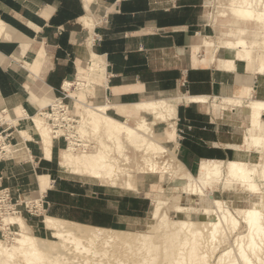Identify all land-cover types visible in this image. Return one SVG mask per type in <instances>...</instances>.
<instances>
[{"label": "crops", "instance_id": "crops-1", "mask_svg": "<svg viewBox=\"0 0 264 264\" xmlns=\"http://www.w3.org/2000/svg\"><path fill=\"white\" fill-rule=\"evenodd\" d=\"M207 2L0 0V116L19 117L16 130H30L32 136L17 144L10 141L13 150L0 158L3 185L14 194H39V176L47 175L51 186L40 198L45 214L105 228L144 219L151 208L144 194L154 192L152 181L139 180L138 190L129 191L65 172L58 163L60 139L53 159L44 158L27 117L63 97L72 88L67 89L69 83L85 84L91 75L102 85L78 92L75 88L66 94L69 106L80 92L87 105L107 103L126 113L133 104L177 95L264 100V74H254L243 62L234 70L224 68L220 56L210 61L199 44L198 38L213 37L215 28ZM108 112L124 119L115 108ZM243 112L233 107L219 113L211 104L187 100L177 105L173 131L181 127L183 135L176 140L175 154L188 172L197 174L204 160L260 159L247 147L248 118ZM14 126H7L13 139ZM33 227L40 229L38 222ZM41 228L46 231L45 223Z\"/></svg>", "mask_w": 264, "mask_h": 264}, {"label": "bare ground", "instance_id": "bare-ground-1", "mask_svg": "<svg viewBox=\"0 0 264 264\" xmlns=\"http://www.w3.org/2000/svg\"><path fill=\"white\" fill-rule=\"evenodd\" d=\"M210 4L211 2L206 6ZM219 15L223 18L230 16L223 34L217 35L216 40H213V37L198 38L199 44L208 53V59L214 60L216 48H219L229 55L223 67L234 70L237 68V62H243L252 66L254 74H264V0H228ZM96 69V65H93L92 70ZM77 84L81 85L82 82ZM72 85L74 83H69L67 89ZM207 98L208 96L204 95H177L173 98L143 101L133 104L129 113L107 103L85 105V113L79 114V130L89 137L93 132L101 134L99 145L96 150L90 152L79 150L77 144L70 141L69 145L59 152L58 163L62 170L79 176L88 175L98 180L101 185L122 187L129 191L138 190L142 174L147 181L153 182V187L157 185L165 190L163 184L166 180L157 183L160 180V171H166L170 172L172 178L189 183L180 187L181 194H178L182 199L178 194L165 197L164 191L156 193L149 219L156 220L157 227L149 233H141L139 236L135 234V241L132 234L138 233L135 231L91 228L85 224L47 215L45 228L56 239L50 241L34 234L23 216L9 214L0 220V229L7 230L13 225L17 231L11 242L0 238V264H79L81 261V264H131L129 257L133 256L134 264H155L156 252L164 243V257L158 264H212L209 248L212 254L218 255L216 264H264V184L258 183V179L264 177V100L246 99L240 95L224 96L219 102L213 101L212 106L219 113L224 109L236 107L247 114L245 139L247 147L256 151L260 159L262 158L258 162L204 160L198 173L194 175L188 172L168 146L157 143V133L155 128L151 127L155 125V119L174 122L177 105L182 101L203 104ZM82 106L83 104H80V107ZM111 108H115L124 119L110 115L108 111ZM41 112H44V109L27 118L34 131V126L38 129L43 157L52 160L57 137L53 135L52 128L45 120L48 115ZM133 113L140 115V118L133 119ZM9 117L15 122L19 121V117H11L10 114L7 119H10ZM20 134L23 140L27 141L30 130H21ZM129 147H133L136 152L133 158L127 154ZM7 149L12 151L11 146ZM92 149L93 145L90 147V150ZM154 151H159L164 156L161 162L152 155ZM168 178L170 177L165 179ZM41 179L43 191L47 185L44 183L45 177ZM239 182L242 186L237 185ZM219 185L224 192H228V200L233 209L228 202L215 195V188ZM239 187L243 192L261 198L249 200L246 207H234L233 202L239 195H232V191ZM183 188L186 192H182ZM207 188L211 190L207 192ZM188 197H191L192 201L195 200L197 205L187 207L179 204V200ZM170 211L176 212L177 217H172ZM192 212L199 213V220L184 217ZM236 213L241 215L247 225V231L237 233L234 240L232 239V245L219 251V245L230 239V231L239 228L240 221ZM154 233L159 235L155 236ZM48 246H52L50 249L53 252L45 249ZM74 252L77 256H67ZM138 252L144 254L141 256ZM78 254L91 257L80 258ZM113 256L114 262H102L104 257L106 261V258L108 260Z\"/></svg>", "mask_w": 264, "mask_h": 264}, {"label": "rangeland", "instance_id": "rangeland-1", "mask_svg": "<svg viewBox=\"0 0 264 264\" xmlns=\"http://www.w3.org/2000/svg\"><path fill=\"white\" fill-rule=\"evenodd\" d=\"M209 2H211V4L206 8V13L208 14V18L210 19L211 25H214V27H215L214 30L213 31H210V32L213 35V40H216L215 39L216 36L217 35H220V34H223V31L225 30V26H227V24L229 23L230 16L228 18H223V17H221L219 15L220 12H221V10L223 9L224 5L228 2V0H208L207 3H209ZM220 53H221V55H220ZM212 54H214V53H212ZM216 55L221 57V60H220V65L221 66L224 65V63L226 62L225 61L226 60V57H229V55L227 53H224L219 48H216L215 56L213 58L214 59L213 61H215V62L217 61V58H218ZM222 57H224V58H222ZM245 65H246L247 69L253 70V68H252L251 65L250 66L247 65V64H245ZM224 68H226V67H224ZM92 77L93 76L91 75V77L88 80L85 79V81H84L85 84H82V85L77 84V85L71 86L72 87V88H70L71 90L69 92L67 91L65 94H68V93L73 92L72 90H75V88H76V91L78 92V89L79 90H85V89H88V86L94 87V85H102V83H96V81H94L92 79ZM79 95H80L79 100H77V102L73 103L72 107L70 106V109H71V113L73 115H75L77 117V119L80 120L81 118L79 117V114H82L83 115L85 113V111H84L85 110L84 109L85 107L84 106L87 105V104L85 103V101H86L85 94L83 92H80ZM206 100L207 101L205 103H203V105L211 104L213 106L214 102H216V101L219 102L220 101V100L218 101V98H216V97H212V98L211 97H208ZM65 101H66V99H65ZM66 102L67 103L69 102V98L67 99ZM80 104L81 105L83 104V106L80 107ZM97 104H100V103H97ZM90 106H92V105H90ZM11 117H13V115H11ZM132 118L133 119L140 118V115H133ZM147 118H149V116H147ZM45 120H46L47 123H49L46 118H45ZM3 121H4V123H8L11 126L18 125V123H19V121L18 122H15V120H12L11 118L10 119H7V117L4 118ZM154 122H155L154 123L155 125H153V126L151 125L152 123H150L151 127L156 128L158 126L159 127L164 126V128H162L161 131H157L156 130L157 136H155V138H156L157 143H159L162 146H168L169 149L173 153H175L174 150H175V147L177 145L176 140L180 139V135L181 136L183 135V130H181L183 128L178 127V130L176 132L175 129L173 131L174 122L171 123L169 121H164V120L162 121V119H155ZM131 123H133V122H131ZM3 127H6V124H4L3 126H1L0 130H2ZM31 128L33 129L32 125H31ZM34 128H35V133L38 135V129H36L37 127L34 126ZM12 129H13V131H16V132L14 133V139L12 138L13 136H11V138L9 139V141H11L13 144H17V142H20V141L23 140V136L20 134V132L18 130H16V127L15 126ZM17 129H20L21 130L23 128H22V126H19ZM8 132L9 131L4 132L3 135L7 134ZM94 133L95 132H93L90 135L91 141L93 143V149L92 150H88L90 152L91 151L93 152L94 150H96V148L99 145V139L101 138L100 137L101 134H97V133L94 134ZM17 134L20 136L19 139H17V137L15 136ZM29 137L32 138L31 135H28L27 136V138H29ZM171 139L174 140V141H171ZM167 140H169V141L167 142ZM27 141H30V140H27ZM6 142H8V141H6ZM39 142H40V139H39ZM32 143H34V142H32ZM60 146L63 149L65 147H67L68 145H67V142L64 139H60ZM9 147L7 146L6 148H9ZM11 148L13 150V147H11ZM128 150L129 151L127 152V154L130 157L133 158V157L136 156V152L133 149V147H129ZM7 151H8V149H7ZM27 152H29V151L27 150ZM1 155H2V157L5 156L3 153ZM152 155H154L155 157H157V160H159L160 162H161V160L164 159V156L161 155L159 153V151H154L152 153ZM261 159H259L258 161H260ZM121 166L122 167H125V165H121ZM159 174H160V180L158 181L157 184H159L161 182V180H166L167 182L164 184L165 185V190L163 189V187L160 186L161 187L160 188L157 185H155L153 188L156 190V192L154 190V192H149L148 194L147 193L144 194V195H146V196H148L150 198L149 201L151 202L150 212L146 215V217L144 219H142L139 223L130 224V225H123V226H119V227H113L111 229L119 230V231L128 230V231L138 232V233H132L133 234V240H134V238L137 237L135 234H137L139 236L141 233H149L151 231H154V229L157 227V221L156 220L150 221L149 218L151 216V212H152V209H153V202L152 201L154 200L155 194L156 193L163 192V191H164L163 196H165V197H169V196H172L173 194H178V193L181 194L180 193V190H181L180 187L182 188L183 186L189 185V183L186 180L183 181V180H179V179L172 178L170 172L160 171ZM142 175H144V174H142ZM142 175H140L142 177V179H140V180L146 181L147 183L150 184V182L147 181ZM41 177H46L47 180H48V181H46V178L44 180V183H45V185H47V188L44 189L43 191L40 188V187H42V179H41ZM82 177L87 178V179H90V177L88 175H84ZM167 177H170V178L165 179ZM261 178H264V177H261ZM261 178L258 179V183L264 184V179L262 180ZM92 179H94V178H92ZM94 180H96V179H94ZM96 181H98V180H96ZM0 183H1V186L2 187H5V188L7 187V188L10 189V191L12 193L13 201L14 202H18L17 209H18L19 212H17L16 214L13 213V215H21V216H23L26 219V222L30 225L33 233L36 234L38 237H40V238H46V239L48 238V240H50V241L56 240L55 237H53L50 233L47 232V230L44 231V229L41 228L42 225L44 226V223H45V222H43V219L45 221L46 216L49 215V214H45L44 209L42 208V205H41L42 202L41 201H38L40 199V197L42 198L43 194L51 186V182H50L49 176H47V175H41V176H39V194L37 192H35V193H26L25 195H19L18 193H20L21 191L20 192L18 191L16 194H14L12 192L11 187L4 186L3 183H2V180H0ZM237 185L238 186L239 185L242 186V184H240V182L237 183ZM241 189L242 188L239 187L235 191H232V195L235 194V193L239 195V198L238 199L237 198L235 199V197H234V199H235L234 202H233V206L234 207H246L248 205L249 200H259L261 198L259 196H251L247 192H245V191L243 192V190H241ZM209 190H211V188H207L206 191L208 192ZM224 191L225 190L221 189L220 188V185H219V187L217 186L215 188V195L218 198L223 199L226 202H228V205L230 206V208L233 209L231 202H229V200H228L229 194H228V192L226 193ZM182 192H186V189L183 188L182 189ZM179 196L182 199L181 195H179ZM182 196H183V194H182ZM26 203H27L28 207L26 206ZM179 204H181L183 206L191 207L192 205H197V202L195 200L192 201L191 200V197H188L187 199L179 200ZM44 214H45V216H44ZM169 214L172 217H177V213L174 212V211H170ZM8 215L9 214H5V215H3V217L4 216H8ZM10 215H12V213H10ZM236 215H237V218L240 221V225L238 226L239 228L236 229V230H234V231L233 230L230 231V233H229L230 234V239L227 240L226 242L222 243L221 246L219 245V251L220 250H223L224 248L229 247L230 245H232V239L234 240V238H235V236H236L237 233H239V232H246L247 231V225L245 224V222L241 218V215H239L237 213H236ZM54 217H56V216H54ZM184 217L187 218V219H190V220L193 219V220H196L197 221V220H199V217L200 216H199V213L192 212L190 215H187V216L184 215ZM57 218H59V217H57ZM1 219H2V216H1L0 220ZM69 221H71V222H77V223H82V222L73 221V220H69ZM149 221H150V225H149ZM34 222H38L40 229H38V227H33ZM82 224H86V225H88L91 228L92 227H99V226H95V225H92V224H89V223L88 224L87 223H82ZM16 231H17L16 230V227L13 226V225H10L7 230H1L0 229V238L2 240L6 241V242H11L13 240V238H15V236H16ZM154 234H155V236H158L159 235V233H154ZM126 236H128V235H126ZM164 245H166V244L165 243L162 244L161 248L156 252L157 254L155 255V257H156V261H155L156 263L155 264L160 263V261H162V258L164 257V252H163V249H162V247ZM51 247L52 246H48L45 249L48 252H53V250L50 249ZM214 253H215V251H214ZM139 254L142 256L144 253H139ZM67 256L74 257V256H77V254L74 252V253H69ZM78 256H80V258L81 257L84 258V256L91 257L90 255H87V254H85V255L83 254V256L80 255V254H78ZM129 256H130V254H129ZM131 256H132V254H131ZM133 257H129L130 258L129 261H131V264H134L135 263V262L133 263V261H132L133 260L132 259ZM209 257H210V260H211L212 264H216V262L218 260V255L217 254H212L210 248H209ZM112 258H115V257L114 256L113 257H109L108 260L106 258V261H105V257H104L103 260H102V262L104 261L103 263H106L107 261L109 262V260H110V262H114L113 261L114 259L112 260ZM73 260L75 261V259H73ZM81 263H82V261H81ZM81 263H79V264H81Z\"/></svg>", "mask_w": 264, "mask_h": 264}, {"label": "built area", "instance_id": "built-area-1", "mask_svg": "<svg viewBox=\"0 0 264 264\" xmlns=\"http://www.w3.org/2000/svg\"><path fill=\"white\" fill-rule=\"evenodd\" d=\"M66 96L67 95L64 94V97L56 98L49 108L41 113L44 114L46 112L45 114L48 115L45 118L49 122L48 124L52 128L53 135L57 137V140L64 139L67 145H69L70 141H74L79 150H90L91 145H93L91 138L89 135L79 130V119L71 113L70 106L65 101ZM2 118L5 117L0 116V128L4 124H6V127L9 126L8 123H4V121L1 120ZM8 130V127H3V129L0 130V158L2 157V153L5 155L8 152L6 147L11 146L9 139L12 134L8 132L3 135V133ZM17 206L18 202L13 201L10 189L2 187L0 183V218L5 214L19 212ZM26 206L28 207L27 203Z\"/></svg>", "mask_w": 264, "mask_h": 264}]
</instances>
